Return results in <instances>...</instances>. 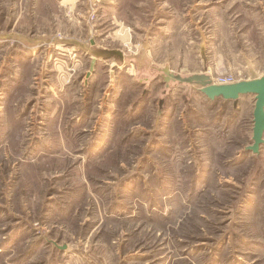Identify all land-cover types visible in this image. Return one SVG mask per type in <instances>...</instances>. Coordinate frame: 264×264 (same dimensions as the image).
Returning <instances> with one entry per match:
<instances>
[{"label":"rangeland","instance_id":"rangeland-1","mask_svg":"<svg viewBox=\"0 0 264 264\" xmlns=\"http://www.w3.org/2000/svg\"><path fill=\"white\" fill-rule=\"evenodd\" d=\"M219 75L264 76V0H0V264H264Z\"/></svg>","mask_w":264,"mask_h":264},{"label":"water","instance_id":"water-1","mask_svg":"<svg viewBox=\"0 0 264 264\" xmlns=\"http://www.w3.org/2000/svg\"><path fill=\"white\" fill-rule=\"evenodd\" d=\"M95 61H92V67ZM166 74L180 81H190L191 78H181L171 75L168 69L163 70ZM202 92L209 98L221 97L224 100H237L240 96L253 94L255 104L253 109L252 139L253 145L248 147L257 152L259 144L263 142L264 134V76L252 80H242L231 84H211L204 86Z\"/></svg>","mask_w":264,"mask_h":264},{"label":"built area","instance_id":"built-area-1","mask_svg":"<svg viewBox=\"0 0 264 264\" xmlns=\"http://www.w3.org/2000/svg\"><path fill=\"white\" fill-rule=\"evenodd\" d=\"M214 80L216 84H231L234 82V78L231 75H219Z\"/></svg>","mask_w":264,"mask_h":264},{"label":"crops","instance_id":"crops-1","mask_svg":"<svg viewBox=\"0 0 264 264\" xmlns=\"http://www.w3.org/2000/svg\"><path fill=\"white\" fill-rule=\"evenodd\" d=\"M58 44H60V43H58ZM92 58H94V57L92 56Z\"/></svg>","mask_w":264,"mask_h":264}]
</instances>
